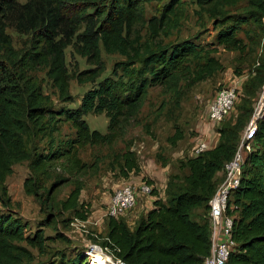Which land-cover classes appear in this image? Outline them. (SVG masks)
<instances>
[{
  "label": "trees",
  "instance_id": "1",
  "mask_svg": "<svg viewBox=\"0 0 264 264\" xmlns=\"http://www.w3.org/2000/svg\"><path fill=\"white\" fill-rule=\"evenodd\" d=\"M149 1L0 0L1 202L9 203L4 181L12 165L27 161L29 173L23 188L46 211L43 225L53 224L64 212L70 214L61 220L64 224L74 218L86 220L88 207L79 197L83 177L98 172L100 157L87 161L80 150L87 145L110 146L121 138L126 125L140 112L151 85L159 84L179 95L182 84L190 86L222 68L211 54L214 49H205L193 38L169 44L155 40L178 27L184 1L165 0L158 14L145 19L144 4ZM238 1L242 0H195L216 18L217 42L243 50L245 44L236 31L248 20L263 22L264 0H245L243 14L224 23L219 17L221 8ZM139 22L147 26L145 39L135 28ZM8 26L27 35V43L15 47L6 31ZM67 46L92 65L75 74L79 83H93L77 106L68 105L74 96L66 64ZM102 50L126 59L116 62L112 74L98 81L106 68ZM40 67L61 105L56 106L52 96L44 92L35 74ZM247 102L244 99L238 106L235 122L226 120L218 126L214 146L179 162V168L187 171L182 178L168 176L165 198L158 196L152 185V205L132 227L123 215L108 216L103 242L113 255L128 264H203L211 246L209 218L194 216L193 211L198 207L208 211V199L221 181L215 174L233 156L250 113ZM87 113H104L107 130L90 128L84 119ZM62 122L72 131L60 134ZM182 136V130L176 129L167 140L174 144ZM253 143L245 155L239 185L229 197L227 212L233 215L234 245L225 264H264V117L258 120ZM118 161L124 177L140 170L129 148L119 153ZM64 185L71 187L59 198L58 191ZM26 225L12 212L0 211V264H90L83 249L72 255L60 252L57 260L34 262L30 247L42 249L51 237L42 227L28 233ZM56 233L63 237L60 231Z\"/></svg>",
  "mask_w": 264,
  "mask_h": 264
},
{
  "label": "rangeland",
  "instance_id": "2",
  "mask_svg": "<svg viewBox=\"0 0 264 264\" xmlns=\"http://www.w3.org/2000/svg\"><path fill=\"white\" fill-rule=\"evenodd\" d=\"M164 1L145 2L144 18L158 14ZM183 1L181 8L183 13L178 27L168 35L160 34L155 40L169 44L185 38H193L205 49H214L211 54L220 60L222 68L190 86L182 84L179 95L166 91L159 84L151 85L148 87L140 112L126 125L121 138L110 146L87 145L80 150V156L87 161L93 160L96 156L100 157L98 172L83 177L84 184L79 196L80 200L87 204V220L77 225L70 221L64 224L61 220L64 217H70L68 212H64L53 224L43 225L46 211L40 209L33 195L27 194L23 188V180L29 173L28 162H15L12 165V171L4 181L9 203L6 205L0 201V211H10L19 217L27 224L26 232L31 233L37 227H42L44 234L51 237L46 240L42 249L30 247L34 254V262L57 260L60 252L72 255L75 251L83 249L90 263L88 252L91 251L89 248L93 244L99 245L112 255L111 250L104 245L103 241L106 234V221L110 216L106 214V206L115 189L124 184H132L139 188L145 178L163 182V178L159 177L160 175L163 177L164 174L170 176L178 174L182 178L187 170L180 169L179 162L187 156L195 155L193 147L199 140L206 141L208 146L212 147L213 139L215 135H218V126L226 120L235 122L239 113L238 106L243 103L244 99H248L247 105L250 113L245 120L243 130L245 129L253 107L264 92V23L253 20L242 23L236 31V36L242 39L245 48L243 50L229 49L217 42L216 33L219 27L215 26L216 18L210 15L205 8H201L195 0ZM246 8L245 0L234 4L225 3L219 17L227 23L237 14H243ZM135 28L143 35L142 39L147 37V26L144 22H139ZM6 31L11 34L15 47H22L27 43V35L15 31L11 26H8ZM65 55L71 74L70 91L74 96L73 101L68 105L77 106L81 95L93 83H79L75 74L92 65L87 63L85 57L73 52L71 46L66 47ZM101 55L106 68L97 78L98 81L112 74L116 62L126 59L124 55L116 52L106 53L104 50L101 51ZM35 74L41 80L44 92L52 96L56 106L61 105L63 102L57 100L55 88L47 79L44 68H38ZM223 86H234L236 98L229 113L216 123L209 117L208 105L216 90ZM84 119L90 128L101 132L107 130L108 118L104 113H87ZM176 129L182 130L183 136L171 144L167 137L173 135ZM70 131L72 128L67 122L60 124V134ZM213 135L214 138H212ZM44 142L45 138L40 145ZM125 148L134 151L140 166L138 172L130 171L127 177L121 174L118 161L119 153ZM163 160L166 161L165 164L162 163ZM70 187L71 185L61 187L58 197H65ZM154 198L155 196L151 193L139 190L136 204L121 215L129 214L132 215L131 218H138L151 207ZM193 214L204 219L208 216V211L203 207H198ZM98 216L100 222L94 219ZM57 231H60L63 237H58ZM99 252L101 251L96 250V254Z\"/></svg>",
  "mask_w": 264,
  "mask_h": 264
},
{
  "label": "built area",
  "instance_id": "3",
  "mask_svg": "<svg viewBox=\"0 0 264 264\" xmlns=\"http://www.w3.org/2000/svg\"><path fill=\"white\" fill-rule=\"evenodd\" d=\"M262 21L264 23V17ZM235 98L236 91L234 86L218 88L208 105L210 119L216 123L223 119L231 110ZM263 117L264 92L253 107V112L245 129L241 133L233 156L224 163L221 181L218 183L213 195L208 199L211 246L209 254L203 259V264H225L228 254L234 245V241L231 238L233 215L227 212L229 197L233 189L239 185L245 155L253 148L252 143L257 130V123ZM208 147L206 141L199 140L193 147L195 155ZM151 189L152 184L146 181H142L139 188H136L132 184H124L118 187L106 206V214L110 216L123 214L136 204L139 190L144 193H150ZM82 221L84 222L85 220L74 218L71 223L77 225ZM111 256L114 264H128L120 257L113 255V253Z\"/></svg>",
  "mask_w": 264,
  "mask_h": 264
},
{
  "label": "crops",
  "instance_id": "4",
  "mask_svg": "<svg viewBox=\"0 0 264 264\" xmlns=\"http://www.w3.org/2000/svg\"><path fill=\"white\" fill-rule=\"evenodd\" d=\"M218 135H219V133H218ZM218 135H215V139H213V144H212V146H214L215 144H216V142H217V140H218ZM212 138H214V135H213V137ZM168 176L169 175H166V174H164V176L162 177L161 175H160V177L159 178H163V182H158V181H153V183H152V185H154L155 187H156V189L158 190V196H160V197H162V198H165V185H166V182H167V179H168ZM222 176H223V173H222V170H218L217 172H216V174H215V177L218 179V180H221V178H222ZM127 214V213H126ZM131 216L132 215H129V214H127V215H125V216H123L124 218V220H125V222L130 226V227H132L134 224H135V221H136V219H137V217L136 218H131ZM138 216V215H137ZM94 219H96V222H100V219H99V216L98 217H95ZM94 219H92V220H94ZM87 220V219H86Z\"/></svg>",
  "mask_w": 264,
  "mask_h": 264
},
{
  "label": "bare ground",
  "instance_id": "5",
  "mask_svg": "<svg viewBox=\"0 0 264 264\" xmlns=\"http://www.w3.org/2000/svg\"><path fill=\"white\" fill-rule=\"evenodd\" d=\"M89 249L91 250L88 252L90 254V264H114L112 256L99 245L93 244ZM96 250H100L102 253L96 254Z\"/></svg>",
  "mask_w": 264,
  "mask_h": 264
}]
</instances>
